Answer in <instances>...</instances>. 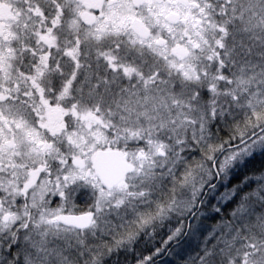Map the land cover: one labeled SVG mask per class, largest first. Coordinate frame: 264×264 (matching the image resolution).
Wrapping results in <instances>:
<instances>
[{"label":"snow or ice","instance_id":"obj_1","mask_svg":"<svg viewBox=\"0 0 264 264\" xmlns=\"http://www.w3.org/2000/svg\"><path fill=\"white\" fill-rule=\"evenodd\" d=\"M36 7L0 32V264H248L264 66L239 58L235 0Z\"/></svg>","mask_w":264,"mask_h":264},{"label":"rangeland","instance_id":"obj_2","mask_svg":"<svg viewBox=\"0 0 264 264\" xmlns=\"http://www.w3.org/2000/svg\"><path fill=\"white\" fill-rule=\"evenodd\" d=\"M240 12L237 13L238 21L241 13L243 20L239 21L240 28L235 35V43L239 58L246 61L245 67L254 69L256 72L264 66V0H235ZM46 0H0V5L8 8L7 13L0 14V20L4 21V25L0 27V32L9 38V42L14 46L16 41L12 39L14 35L30 33L39 21L37 4L42 7ZM1 9V8H0ZM103 90V89H102ZM251 174V173H250ZM7 231V228H6ZM5 233H0V241L3 240ZM13 231V230H12ZM248 244L249 242L245 241ZM257 247L241 248V254L248 253V264H252L253 259H258L264 255V244L259 239L255 240ZM66 245L62 241L53 240L49 244V248L54 251L64 250ZM71 254V249H68ZM133 254L125 253L121 256L118 252L112 255V264H133Z\"/></svg>","mask_w":264,"mask_h":264},{"label":"flooded vegetation","instance_id":"obj_3","mask_svg":"<svg viewBox=\"0 0 264 264\" xmlns=\"http://www.w3.org/2000/svg\"><path fill=\"white\" fill-rule=\"evenodd\" d=\"M0 8H1L0 9V14H5V13L9 12L8 8L5 5H0ZM3 25H4V21L0 20V27L3 26ZM12 230L15 231L14 228Z\"/></svg>","mask_w":264,"mask_h":264},{"label":"trees","instance_id":"obj_4","mask_svg":"<svg viewBox=\"0 0 264 264\" xmlns=\"http://www.w3.org/2000/svg\"><path fill=\"white\" fill-rule=\"evenodd\" d=\"M264 38V37H263ZM263 50H264V44H263Z\"/></svg>","mask_w":264,"mask_h":264},{"label":"water","instance_id":"obj_5","mask_svg":"<svg viewBox=\"0 0 264 264\" xmlns=\"http://www.w3.org/2000/svg\"><path fill=\"white\" fill-rule=\"evenodd\" d=\"M109 163H111V162H109Z\"/></svg>","mask_w":264,"mask_h":264}]
</instances>
